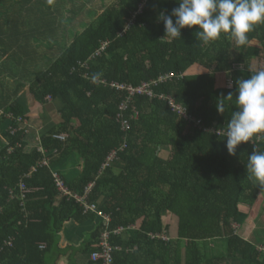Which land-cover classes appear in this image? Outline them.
Instances as JSON below:
<instances>
[{"label":"trees","instance_id":"1","mask_svg":"<svg viewBox=\"0 0 264 264\" xmlns=\"http://www.w3.org/2000/svg\"><path fill=\"white\" fill-rule=\"evenodd\" d=\"M57 1L0 0L3 39L22 20L47 29L49 18L57 16L59 25ZM62 2L66 13L70 3ZM177 6V0H114L67 47L59 29L46 32L55 34L51 39L59 55L34 75L29 92L36 104L48 103V97L58 102L59 120L43 129L45 153L37 147L27 150L31 127L18 121L26 118L23 104L4 105L0 117L9 123L0 147V264H56L68 252L60 246L63 227L102 217L62 195L55 173L80 195L93 182L88 202L110 217L108 227L102 217L81 246L71 248L90 255L86 264H103L91 254L106 228L112 232L113 264H264V242L255 243L236 228L260 197L245 167L254 146L242 142L229 155L225 138L237 110V80L264 69V24L248 33L242 47L224 34L203 45L195 35L198 26L170 39L159 16ZM33 15L35 23H27ZM103 41L109 45L98 53ZM13 58L0 54V71L12 66ZM167 72L176 76L156 92L171 95L197 122L174 112L168 100L136 95L125 112L130 129L124 131L117 114L125 92L108 82L139 85ZM0 86L5 94L24 88ZM217 103H223V114ZM63 133L65 140L54 136ZM253 143L264 150V139ZM114 149L119 150L116 159L102 169ZM72 160L79 164L74 175L65 173ZM210 241L222 242L223 251L213 252ZM69 257V264H76Z\"/></svg>","mask_w":264,"mask_h":264},{"label":"clouds","instance_id":"2","mask_svg":"<svg viewBox=\"0 0 264 264\" xmlns=\"http://www.w3.org/2000/svg\"><path fill=\"white\" fill-rule=\"evenodd\" d=\"M177 3L178 6L172 9L170 15L162 12L159 16L164 23L165 36L170 39L181 37V30L185 27L198 26L195 35L203 45L215 42L224 34L230 36L238 47H242L248 43V33L255 26L264 24V0H177ZM133 15L126 29L134 21ZM227 98L231 101L233 94L230 92ZM235 104L237 110L232 112L225 132L227 151L229 155H235L242 142L253 144L245 167L256 187L264 190V150H259L253 143L254 139H264V136L258 135L264 133V69L255 71L246 79L237 80ZM217 111L224 113L223 103H217ZM62 135L67 138L66 133ZM40 148L41 145L38 148L41 151Z\"/></svg>","mask_w":264,"mask_h":264},{"label":"crops","instance_id":"3","mask_svg":"<svg viewBox=\"0 0 264 264\" xmlns=\"http://www.w3.org/2000/svg\"><path fill=\"white\" fill-rule=\"evenodd\" d=\"M91 1L88 2L89 5L87 7V10H85L84 4H80L76 2V0L68 5L66 13L70 15L69 18L72 23L84 20L83 17L87 16V11L95 12L94 17L96 18V13H101L107 6L102 4L99 7H96L95 4H97L99 1ZM57 10L59 9L57 8ZM32 19L37 20V16H31V19L27 23H35V21H33ZM49 20L50 23L47 29L39 27L38 25H23L22 20L18 23L21 24V26H18L13 30L11 28L12 34H9L8 39H3L2 34L0 33V54L12 55L14 57L12 66H10V64H6L2 67V70L0 71V83L7 84L13 88L24 86V88H21L16 94H11L7 89L6 91L8 93L5 94V90L2 91L3 87L0 86V116L3 115L5 104L10 105L14 103L15 100L16 102L18 100L21 101L25 109L24 116L26 117L27 126L31 127L25 137L27 141V150H31L35 147L39 148L41 145L40 138L41 134L43 133V129L50 128V126L56 124V122H58L59 120L58 102L55 103L50 99L46 104H36L34 97L29 92V85L34 78V74L32 73L40 72V70H45L48 66V59L51 56H55L53 58H56V56L59 55L57 51L59 47L55 45L54 39L49 40L48 42L43 44H38L34 43V41H37V36L43 34L46 35V32L50 31L52 28L55 30L54 33H57V29H59V34L60 36H62V39H64L66 27H62V25L60 24L56 25L57 16H52L49 18ZM22 31H25V33H19ZM26 33H28L29 38L26 37L25 39ZM54 33L52 31V33L49 35L50 37L47 36V34V38H51V35L53 38L56 37ZM5 42H7L6 45H4ZM3 59H5V57L1 59V62ZM35 62H37V64ZM40 64H43V66H40ZM8 95L10 96V100L7 99ZM1 117L0 143H3V135L4 132L7 131L6 128L8 127L9 121L5 119L4 121H2ZM77 161L79 162V160ZM76 166H78L77 168L79 169V164ZM76 166L74 160H72L67 165L69 172H71V174L73 175L76 173ZM101 221H103V219L99 216L95 219H88L81 223L72 224L71 226L68 225L69 227L65 225L63 227V230L61 231L60 246L61 248L68 249V252L64 255H61L56 264H69V256H73L76 264H86L90 259V255L82 251L72 252L71 248H79L85 238L88 237L97 228L98 224Z\"/></svg>","mask_w":264,"mask_h":264},{"label":"built area","instance_id":"4","mask_svg":"<svg viewBox=\"0 0 264 264\" xmlns=\"http://www.w3.org/2000/svg\"><path fill=\"white\" fill-rule=\"evenodd\" d=\"M139 11H141V8L139 9ZM138 12H136V13H138ZM134 17H135V14L133 15V18ZM133 18L130 19V22L133 20ZM108 45H109V41H103L101 44V47L98 49V53L100 51L104 50ZM174 76H176V74L174 72H167L165 74L158 76L155 79H152L149 81H144L139 85H133L130 83H120V82H116V81L108 82L111 87H114L119 91L125 92V99L120 104L119 111L117 114V119H118V121H120L121 127L124 131H128L130 129V122L125 117V112L129 106L130 102L132 101L133 97L136 95H147L149 97H158L160 99L168 100V103L174 112L179 113L180 115L185 117V119L189 120L190 122H192V120H196V122H197V118H195L193 116L191 117L189 115L187 108L184 107L182 104L176 102L175 99H173V97L171 95L156 92L157 86H159L160 84H162L164 82H167L168 80H172V78ZM102 82L107 83L105 80H102ZM137 115H138V113L135 114V117ZM18 121H24V118L19 117ZM198 122L200 123V120H198ZM25 123L27 124L26 120H25ZM54 136L56 138H59L62 140L66 139V135L55 134ZM125 147H126V143H124L120 147V149L122 150ZM40 149L43 153H45L44 148H40ZM117 151H119V150L114 149L109 153L106 161L102 165V169H105L106 167H108L110 165V163L116 159ZM47 161H48V158L45 159L44 163H47ZM54 176L57 178L60 190H62V195L67 196L69 198L74 197L77 201L80 202V204H82L84 206L85 211L93 210V211L97 212L99 215H101L104 218L105 225L107 227L109 226L110 217L108 215L102 214L101 211L97 208L96 203H89L88 202V198H89L88 193L91 191V189L94 186L93 182H90L87 185L85 192L80 195V194L74 192L73 190H71L69 187H66L64 185V183L62 182V180L60 179L58 173H55ZM114 231L117 232V230H114ZM111 233H112L111 230H108L107 228L102 232V234L100 236V240H99V249L92 252V254H91V258L93 260H95V261L101 260L103 262V264H113L114 247L112 246V244L110 242ZM164 238H166V237H164Z\"/></svg>","mask_w":264,"mask_h":264},{"label":"rangeland","instance_id":"5","mask_svg":"<svg viewBox=\"0 0 264 264\" xmlns=\"http://www.w3.org/2000/svg\"><path fill=\"white\" fill-rule=\"evenodd\" d=\"M65 3H73L74 0H64ZM91 0H76V2L80 3V4H84V8L85 10H87L88 7V2ZM99 2L97 4H95L96 7H99L100 5H108L109 3H112V1L114 0H98ZM111 1V2H110ZM57 2H60L58 4H56L54 7H58L59 10H61V13L58 14L59 17V21H60V25L64 26L66 25L65 28V35H64V39L62 42V45L65 44V47H67L69 45V43L71 42L72 39H74L75 35L77 33H81L84 28L91 23L92 21L95 20L94 17V13L93 11H87L86 15L84 16L83 19L81 21L72 23L70 21V15L68 13H65L63 7V2L62 0H58ZM92 2V1H91ZM70 21V22H69ZM49 40H52L51 38H47L46 35H38V41H34V43H38V44H43L48 42ZM58 56V55H57ZM56 56V57H57ZM37 64V62H35ZM40 66H43V64H40ZM254 66V65H253ZM37 72H33L32 74H36ZM0 143V147H1ZM163 151V150H162ZM165 152V151H163ZM69 172V170H65V173ZM243 207V211H248V209L250 208L248 205H242ZM250 217L248 219H246L244 222H242L243 226H238L237 225V230L239 233H241L243 236L245 237H250V239L255 242V243H262L264 242V190H261L260 188V197L259 200L256 204V206H253L252 210L250 209ZM256 229L255 235H254V230ZM251 233V236H250ZM210 245H211V250L213 252H220L223 251V243L219 242H213L210 241ZM158 264V263H157ZM234 264V263H231ZM235 264H238L237 262Z\"/></svg>","mask_w":264,"mask_h":264}]
</instances>
